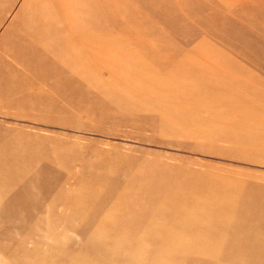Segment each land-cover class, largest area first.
Listing matches in <instances>:
<instances>
[{
  "label": "bare ground",
  "instance_id": "6f19581e",
  "mask_svg": "<svg viewBox=\"0 0 264 264\" xmlns=\"http://www.w3.org/2000/svg\"><path fill=\"white\" fill-rule=\"evenodd\" d=\"M16 1L0 0V21ZM94 1L78 0L81 4L67 8L59 6L61 0H26L23 10L10 21L0 39V104L16 111L9 114L39 120L50 116L54 123L66 125L84 115L156 132L166 143L201 136L235 142L239 149L264 155V77L260 74H264V41L236 52L235 57L220 47L238 38L255 41L263 37L264 6H253L256 0H144L145 7L155 13L173 14L120 21L101 16L91 4ZM153 3L159 9L152 8ZM73 8L90 10L80 15L82 20L72 21L69 10ZM164 25L177 31L176 41L184 47L196 40L201 46L190 52L169 49L162 60L153 57L146 33ZM181 30H187V35ZM204 35L220 38L221 45H207ZM136 40L144 50L133 46ZM247 57L254 69L242 63ZM26 138L40 139L13 126H0V186L20 183L24 177L34 179L19 173L22 167L31 169L27 162L18 161L29 157L38 169L65 168L51 176V181L59 187L76 182L73 187L79 190V201L116 194L111 183L98 184L99 178L87 183L84 172L72 170V165H81L89 171L99 159H86L85 151L100 157L104 155L100 149L87 150L78 144L35 155ZM63 153L65 158L60 156ZM100 164L104 177L112 171L124 181L121 184L127 192L122 201L124 215L115 213L118 219L114 221L125 233L116 234L109 243L116 247L112 252L116 257L133 251L143 255L141 264H147L151 249L146 243L151 240L163 242L168 258L181 264H264L263 182L213 171H177L159 177L178 169L161 160L129 159L119 169ZM136 175L141 179L127 190L130 176ZM144 191L142 210L149 208L150 212L152 204H157L147 228L130 221L132 214L141 211L135 204L143 202ZM126 205L133 209L125 210ZM164 222H169L168 232L160 228ZM134 231L139 232V248L124 243L131 241ZM106 237L110 239L104 233L96 235L92 248ZM121 244L125 247L118 249ZM159 258L156 255L152 264H164ZM93 264L109 263L99 259ZM125 264L134 263L130 259Z\"/></svg>",
  "mask_w": 264,
  "mask_h": 264
},
{
  "label": "rangeland",
  "instance_id": "374dc122",
  "mask_svg": "<svg viewBox=\"0 0 264 264\" xmlns=\"http://www.w3.org/2000/svg\"><path fill=\"white\" fill-rule=\"evenodd\" d=\"M143 1L95 0L91 4L96 5V11L103 13L101 16L120 21L123 19L133 21L139 17H163L173 14L172 11H157L155 13L148 6L145 7ZM25 2L26 0H17L14 7L6 10L5 17L0 21V39L10 21L23 10ZM79 4L81 3L78 0H73V2L71 0H61L59 6L69 8ZM252 5L255 7L264 6V0H256ZM151 7L159 9L155 3ZM88 10L81 8L69 10V13L74 15L72 21L82 20L83 18L80 15ZM89 17L92 16L89 15ZM130 24L135 27L132 22ZM245 24H249V22H245ZM181 32L183 35H187L184 30H181ZM176 33L177 31H173L167 25L157 26L155 29L148 31L146 41L151 44L148 49L149 54L153 57L160 56L162 60L169 49L180 48L185 52H190L199 45L201 46L199 40H196L191 46L184 47L176 41L178 38ZM204 36L208 40L207 45H221L218 42V40L221 41L220 38L215 36L217 40L207 35ZM251 40L253 43L250 44ZM263 41L264 36L255 41L252 37L238 38L231 44H224L220 47L221 50L228 51L235 57L236 52L246 51V49L251 48V45L258 47ZM135 43L133 46H137L140 51L142 49L140 43L137 40ZM263 55L264 53H262ZM241 60L247 67L254 69V62H251L250 57ZM260 74L264 77L263 73L260 72ZM1 85L2 83H0ZM63 102L69 108H73L65 100ZM10 112L16 111L4 105L0 107V126H13L15 130H23L31 134L32 137L38 135L40 138L33 141H31V138H26L30 146V153H35V155L37 153H48L55 151L58 146H65L68 149V146L78 144L87 150L100 149L104 154L100 157L92 155L90 151H85L87 153L85 154L86 159H99V162L93 168L85 172L81 165H72V170L74 168L75 171L84 172L87 183H94L97 178H99L98 184L111 183L110 186L114 188L118 197L115 199L116 194L104 197L94 195L89 198L83 197L84 200L82 198V201H79L77 199L79 190H74L75 187H73L76 186V182L74 183L72 180V185L67 182L59 187L51 181V176L65 168L58 169L49 166L45 169H38L29 163H34L29 157L19 158L20 163L25 161L31 167L29 171L22 167L19 173L32 176L34 179L27 180L24 177V180L20 183H7L0 186V264H64L63 258L73 259L74 262L68 261L69 264H88V262L93 264L99 259H105L109 264H120L123 259L125 260L122 261V264L130 259L134 264L145 262L142 261L143 255L140 256L135 252L133 253V251L126 257L123 255L116 257L115 254H112L117 249L113 245L110 246L109 243L112 239L115 240L116 234L125 233L122 225H116L114 221L118 219L115 213L124 215L122 201L126 199L127 192L121 184L124 181L115 178L116 174L112 171L110 175L104 177L100 162L105 163L107 169H119L121 164L129 159L146 161L147 163L153 162V160H161L178 169L175 171L172 168V171L168 170V173L160 174L159 177L173 175L177 171L178 173L186 171L187 173L196 174L213 171L221 174H234L236 177L244 176L256 182L258 180L264 183V155L246 149H239L235 142L227 140L209 141L198 136L182 139L178 144L166 143L156 136V132L135 129L123 123L122 125L118 123L113 125L96 119L90 120L84 115H77V118L71 120L70 125H66L64 122L54 123L50 116L39 120L22 116L14 117L9 114ZM66 119L70 120V118ZM60 156L65 158L66 153ZM107 156L109 157L107 158ZM249 159L252 161H248ZM129 179L131 184L127 190L131 191L133 182H138L141 177L136 175L130 176ZM156 189L155 191H160L159 188ZM124 194L125 197L122 198ZM261 194L264 199L263 192ZM142 200V203L135 204V207L141 211L132 214L130 221L136 225H140L141 222L143 227L147 228L150 223L149 220L153 218L151 213L157 204L155 202L152 204L150 212L149 208L143 211V205L146 203L145 191ZM179 208L176 207L174 210H179ZM124 209L130 211L133 206L126 205ZM172 213L173 211L169 215ZM247 216L250 217L252 214L247 212ZM232 226L229 224L228 229L231 230ZM160 228L168 232L169 222L160 224ZM134 232H132L134 235L131 241H124V243L139 248L140 245L136 242L139 232ZM102 233L110 236V239L106 237L101 240L104 241L100 244L101 247L93 246L92 248L91 244L94 238ZM146 244L151 249L148 253L150 259H145L147 264L154 263L155 259L153 258L156 255L160 256L159 261L164 264H181L168 258L165 253L166 246L163 242L155 241L152 243L149 240ZM125 245H119L118 249L125 247ZM229 256L234 258L233 254Z\"/></svg>",
  "mask_w": 264,
  "mask_h": 264
}]
</instances>
